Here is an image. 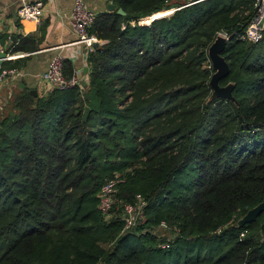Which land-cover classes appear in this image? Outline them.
<instances>
[{
    "label": "trees",
    "instance_id": "1",
    "mask_svg": "<svg viewBox=\"0 0 264 264\" xmlns=\"http://www.w3.org/2000/svg\"><path fill=\"white\" fill-rule=\"evenodd\" d=\"M111 2L126 14L97 13L87 79L23 90L0 119V264H264V212L241 222L264 200V32L240 38L254 0ZM220 32L236 100L210 99ZM140 197L147 219L124 229Z\"/></svg>",
    "mask_w": 264,
    "mask_h": 264
},
{
    "label": "crops",
    "instance_id": "2",
    "mask_svg": "<svg viewBox=\"0 0 264 264\" xmlns=\"http://www.w3.org/2000/svg\"><path fill=\"white\" fill-rule=\"evenodd\" d=\"M23 1L36 0H0V48H9L8 53L13 55L3 62V67L18 70V74L7 75L0 86V119L12 113L13 100L23 90H36L41 94L53 87L43 79L42 73L55 54L60 53L64 61L71 62L82 80L87 79L89 72L87 45L77 42L70 19L75 0H43L40 23L20 17L19 7ZM84 1L96 13L108 9L111 2ZM20 42L34 47L12 50ZM18 53L23 55L17 56Z\"/></svg>",
    "mask_w": 264,
    "mask_h": 264
},
{
    "label": "built area",
    "instance_id": "3",
    "mask_svg": "<svg viewBox=\"0 0 264 264\" xmlns=\"http://www.w3.org/2000/svg\"><path fill=\"white\" fill-rule=\"evenodd\" d=\"M43 9V0L23 1L19 7V15L21 18L34 19L40 23ZM254 10V14L242 32L240 38L243 40L256 42L262 38L264 32V0H254ZM96 15V11L92 10L84 0H75L70 19L78 37L77 42L87 45L88 54L94 51L98 44L103 43V40L100 39L97 34L91 31V27L96 19ZM155 16L149 17L146 20L150 21L155 18ZM225 35L228 37L226 33ZM1 49L4 50V48ZM22 55L23 53H18L17 56ZM12 57L13 55L8 53L4 60L11 59ZM9 74H18V70L5 69L3 67V62L0 59V86L6 76ZM42 77L53 87L59 88H66L75 84H79L82 80L81 76L76 71L71 77H68L65 74L64 56L60 53H57L52 57L48 68L42 73ZM121 180V174H117L114 178L107 180L100 191V208L105 214H111L112 209L117 204V184ZM146 204L147 200L143 197H140L135 202H126L124 204V229H130L136 224L146 221ZM163 225L166 224L164 223Z\"/></svg>",
    "mask_w": 264,
    "mask_h": 264
},
{
    "label": "water",
    "instance_id": "4",
    "mask_svg": "<svg viewBox=\"0 0 264 264\" xmlns=\"http://www.w3.org/2000/svg\"><path fill=\"white\" fill-rule=\"evenodd\" d=\"M108 9L109 10L117 9L118 13L123 14V15L126 14V11L124 10V8L118 7L117 4L112 3V2L108 4ZM172 12L173 10L170 11L169 13H172ZM159 16H163V15H159ZM159 16H155V18ZM228 40H229V37L218 35L216 39L214 40V42L209 47L210 60L215 70L210 80V85L213 89L210 99L222 97V98H227L230 100H236L233 95V88L235 85L234 82L231 81L227 83L226 85L221 84V80L230 74V65L227 59L225 58V56L223 55V51L227 45ZM8 50L9 48H6L4 50L0 48V59L2 62L5 61L4 58L8 55ZM31 92L34 95L37 94L36 90H31ZM262 212H264V200L261 203H259L257 206L252 208L242 218L241 222L244 223L246 221H252L256 219L258 215L261 214ZM262 231L264 234V223L262 225Z\"/></svg>",
    "mask_w": 264,
    "mask_h": 264
},
{
    "label": "rangeland",
    "instance_id": "5",
    "mask_svg": "<svg viewBox=\"0 0 264 264\" xmlns=\"http://www.w3.org/2000/svg\"><path fill=\"white\" fill-rule=\"evenodd\" d=\"M164 11L166 12V10H164ZM219 35L226 36L224 32L219 33ZM5 113H7V112H5ZM157 233L161 239L166 238V237H172L174 235L173 228L170 225L168 226V224L159 226L157 229Z\"/></svg>",
    "mask_w": 264,
    "mask_h": 264
},
{
    "label": "bare ground",
    "instance_id": "6",
    "mask_svg": "<svg viewBox=\"0 0 264 264\" xmlns=\"http://www.w3.org/2000/svg\"><path fill=\"white\" fill-rule=\"evenodd\" d=\"M170 11H172V10H166V12L165 11L164 12L162 11V12L156 13L155 15L159 16V15L168 14Z\"/></svg>",
    "mask_w": 264,
    "mask_h": 264
}]
</instances>
